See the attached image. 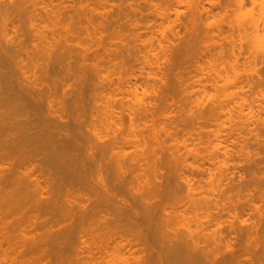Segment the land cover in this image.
<instances>
[{"label":"clouds","instance_id":"1","mask_svg":"<svg viewBox=\"0 0 264 264\" xmlns=\"http://www.w3.org/2000/svg\"><path fill=\"white\" fill-rule=\"evenodd\" d=\"M0 264H264V0H0Z\"/></svg>","mask_w":264,"mask_h":264},{"label":"bare ground","instance_id":"2","mask_svg":"<svg viewBox=\"0 0 264 264\" xmlns=\"http://www.w3.org/2000/svg\"><path fill=\"white\" fill-rule=\"evenodd\" d=\"M5 60H7V62H9L8 61V59H7V57L6 58H4V60H3V62H6ZM4 64V63H3ZM8 64V63H7ZM7 64H4V65H2V67H5V69L7 68L6 66H8ZM10 64V63H9ZM9 68V67H8ZM6 69V70H10V69ZM8 75V74H7ZM7 75H5V77H4V82L7 80V79H9V78H7V77H10L9 75L7 76ZM7 76V77H6ZM7 78V79H6ZM8 82V83H7ZM6 83H5V91L7 92V91H9L10 90V87H11V81L10 80H8ZM8 85H10V86H8Z\"/></svg>","mask_w":264,"mask_h":264},{"label":"rangeland","instance_id":"3","mask_svg":"<svg viewBox=\"0 0 264 264\" xmlns=\"http://www.w3.org/2000/svg\"><path fill=\"white\" fill-rule=\"evenodd\" d=\"M5 58H6V57H5ZM5 61H6V62H3V63H4V64H7V63H8V64H7L8 66H6V67H7V68L9 67L8 69H10V67H11L10 64H9L10 62H7V60H5ZM3 63H2V65H4ZM4 66H5V65H4ZM3 68L5 69V67H3ZM7 68H6V69H7ZM9 74H10V70H9ZM9 74H8V75H9ZM8 75H7V76H8ZM7 76H6V77H7ZM9 76H10V75H9ZM7 78H9V79H7ZM7 78H6L7 80L4 82V84H5L8 80H10V77H7ZM7 83H8V82H7ZM8 86H10V85H8ZM5 88H6V87H5Z\"/></svg>","mask_w":264,"mask_h":264}]
</instances>
